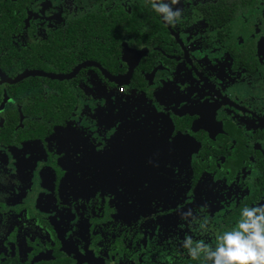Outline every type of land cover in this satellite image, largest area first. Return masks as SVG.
<instances>
[{"label":"flooded vegetation","instance_id":"af4514ba","mask_svg":"<svg viewBox=\"0 0 264 264\" xmlns=\"http://www.w3.org/2000/svg\"><path fill=\"white\" fill-rule=\"evenodd\" d=\"M149 2L0 0V264H186L264 203V0Z\"/></svg>","mask_w":264,"mask_h":264},{"label":"clouds","instance_id":"9594fccd","mask_svg":"<svg viewBox=\"0 0 264 264\" xmlns=\"http://www.w3.org/2000/svg\"><path fill=\"white\" fill-rule=\"evenodd\" d=\"M178 0H150L149 7L166 24H173L181 17L180 9H173ZM192 216L191 211L182 214ZM196 231L206 234L212 231L209 219L193 218ZM215 244L185 235L179 246L193 260H202V264H264V203L245 205L240 209L239 218L234 225L214 235Z\"/></svg>","mask_w":264,"mask_h":264},{"label":"rangeland","instance_id":"374dc122","mask_svg":"<svg viewBox=\"0 0 264 264\" xmlns=\"http://www.w3.org/2000/svg\"><path fill=\"white\" fill-rule=\"evenodd\" d=\"M112 159H110V158H108V161H107V163L109 164V162L111 161ZM111 162H113V161H111ZM91 168H92V171H91V173H88V175L86 176V179H84L82 182H77V181H74V179L73 178H70V179H68V178H66V181H67V187L66 188H64V185L62 186V189H63V191L66 189V190H68L69 192V194H72V195H75V196H77V195H80V194H85V193H87V195L88 194H90V191H91V188H92V185H96L95 183H94V181H93V179H92V177L94 176V175H96L99 179L100 178H103V177H107V178H114V181H120V182H122L125 186L127 185V183L124 181V179H120V177H122V176H126V177H128L129 176V178H132L134 175L133 174H136V175H138V172H136V171H134V169H135V167H131V166H128L127 168L128 169H125L124 171H119V173L116 171V170H114L113 172H112V174H111V171L113 170V169H110V166L109 165H107V166H105V165H103L102 164V166H99V164L98 165H91L90 166ZM119 168L121 167V166H118ZM105 170L104 172L102 171V170ZM146 171L147 172H152L153 171V169H150V168H147L146 169ZM141 177H144V179H143V183H149V182H151V180L149 179V176H146V174H144L143 172L141 173V175H140ZM168 176H170V178H171V182H172V188H175V183H176V181H175V179H174V176L173 175H171V170L170 169H168L167 170V173H166V178H164L163 180H162V182H163V186H165L166 185V181L168 180L167 178H168ZM52 178V177H51ZM91 178V179H90ZM53 179V178H52ZM91 182V183H90ZM65 184V183H64ZM169 186V185H168ZM180 190H175L173 193H177V192H179ZM133 197H135L134 195H133ZM161 199H164V197H162ZM223 210H225V209H223ZM120 230V229H119ZM115 233H120V231H118V229L115 231ZM153 233V232H152ZM112 235H114V233H112V232H109V234H108V238H107V241L104 243V248H106V247H109V246H111L110 247V251L111 250H113L115 247V245L113 244V241H112ZM150 235H151V233L148 235V237L146 236V240L148 241L149 240V238H150ZM119 236V235H118ZM74 239V238H73ZM122 240H124V241H126V239H123V238H121ZM176 245H177V247H180L179 246V243L178 242H174ZM166 248V247H165ZM181 248V247H180ZM108 250V249H107ZM147 253H149V249H147L146 250V254ZM181 255H183V256H187L186 254H185V252H184V250H183V253L181 254ZM188 257V256H187Z\"/></svg>","mask_w":264,"mask_h":264},{"label":"snow or ice","instance_id":"6c2138e0","mask_svg":"<svg viewBox=\"0 0 264 264\" xmlns=\"http://www.w3.org/2000/svg\"><path fill=\"white\" fill-rule=\"evenodd\" d=\"M69 131L72 132L74 135H76L78 137L79 134L74 129H71V128L58 129L57 133L59 135H61L62 138H63ZM168 146H169V148L173 149L174 151H178L179 150V143H178L176 137H172L171 138V142H170V144Z\"/></svg>","mask_w":264,"mask_h":264},{"label":"trees","instance_id":"16d2710c","mask_svg":"<svg viewBox=\"0 0 264 264\" xmlns=\"http://www.w3.org/2000/svg\"><path fill=\"white\" fill-rule=\"evenodd\" d=\"M200 262L202 263V260H197V264L199 263L200 264ZM186 264H195V260L194 261H192V260H190V261H187V263Z\"/></svg>","mask_w":264,"mask_h":264}]
</instances>
